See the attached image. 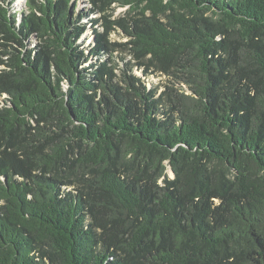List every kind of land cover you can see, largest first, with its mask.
Returning <instances> with one entry per match:
<instances>
[{"label": "trees", "instance_id": "trees-1", "mask_svg": "<svg viewBox=\"0 0 264 264\" xmlns=\"http://www.w3.org/2000/svg\"><path fill=\"white\" fill-rule=\"evenodd\" d=\"M18 1L0 264H264V0Z\"/></svg>", "mask_w": 264, "mask_h": 264}, {"label": "rangeland", "instance_id": "rangeland-1", "mask_svg": "<svg viewBox=\"0 0 264 264\" xmlns=\"http://www.w3.org/2000/svg\"><path fill=\"white\" fill-rule=\"evenodd\" d=\"M77 1H78V9L79 10H86V11L89 10V7H90L89 3H88L89 0H77ZM25 2H26L25 0H19L17 3V10H24L25 9ZM125 14H126V9H120L117 11L116 17L125 16ZM93 18H96V16H93ZM85 22L89 23L88 21H85ZM118 37H119L118 34H115L113 36V38L115 40H119V39H117ZM124 41H125V39H124ZM82 42L85 43L87 46H89L93 42L91 29L84 36V38L82 39ZM120 56H122L124 58V57H126V54L123 53ZM126 59H127L126 61L130 60V58H128V57H126ZM157 81L158 80L156 79L154 82H157ZM168 175L170 177H173V173H172L171 169H168Z\"/></svg>", "mask_w": 264, "mask_h": 264}]
</instances>
